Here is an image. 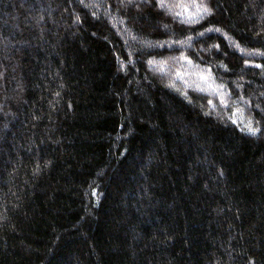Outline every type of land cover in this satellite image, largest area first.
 Returning <instances> with one entry per match:
<instances>
[{
    "label": "trees",
    "instance_id": "obj_1",
    "mask_svg": "<svg viewBox=\"0 0 264 264\" xmlns=\"http://www.w3.org/2000/svg\"><path fill=\"white\" fill-rule=\"evenodd\" d=\"M160 3L0 0V264H264V0Z\"/></svg>",
    "mask_w": 264,
    "mask_h": 264
},
{
    "label": "snow or ice",
    "instance_id": "obj_2",
    "mask_svg": "<svg viewBox=\"0 0 264 264\" xmlns=\"http://www.w3.org/2000/svg\"><path fill=\"white\" fill-rule=\"evenodd\" d=\"M167 5H165L164 3H163V0H161V3H160V7H166ZM199 8H201L203 11H207V8L206 7H204L203 5H200V6H198ZM177 15H179V13H177ZM217 31H219V29H217ZM209 103L211 104L212 102L211 101H209ZM236 121L234 120L233 121V123H235ZM248 130H249V132H251V133H255V130L254 129H252L251 128V126H249V128H248Z\"/></svg>",
    "mask_w": 264,
    "mask_h": 264
},
{
    "label": "rangeland",
    "instance_id": "obj_3",
    "mask_svg": "<svg viewBox=\"0 0 264 264\" xmlns=\"http://www.w3.org/2000/svg\"><path fill=\"white\" fill-rule=\"evenodd\" d=\"M195 70H196V69H194L193 71L195 72ZM168 83H169V81H168Z\"/></svg>",
    "mask_w": 264,
    "mask_h": 264
}]
</instances>
